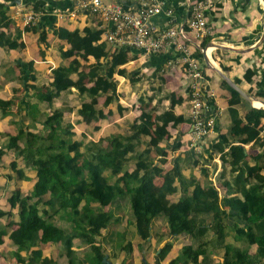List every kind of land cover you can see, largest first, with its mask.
Returning <instances> with one entry per match:
<instances>
[{"label":"trees","instance_id":"16d2710c","mask_svg":"<svg viewBox=\"0 0 264 264\" xmlns=\"http://www.w3.org/2000/svg\"><path fill=\"white\" fill-rule=\"evenodd\" d=\"M41 4L35 2L34 11L38 12ZM8 11L6 5L0 4V47L22 49L21 32L12 37L2 31L11 25ZM33 28L26 27L25 32ZM102 34V30L91 27L74 31L56 28L53 35L68 47L59 48L60 58L66 64L52 70L53 80L48 85H35L34 63L27 64L30 76L24 90L32 95L14 100L17 114L25 112L24 120L29 126L20 128L15 135L7 134L9 140L1 147L0 157L14 150L26 168L36 173L37 181L29 196L17 189L8 199L10 210L0 209V219H8L6 227L0 229V246L3 237L9 235L17 247L14 255L20 263L51 264L43 259L38 246L63 243L68 264H78L72 248L75 238H79L94 253L88 264H104V253L95 245L96 238L112 221V214L104 210L118 199H128L137 235L144 242L152 235L153 220L162 216L174 236L187 234L200 240L208 231L213 232L217 244L225 249L224 264H264V151L249 156L245 148L252 143L264 148V110L250 108L242 117L237 107L244 99L226 84L231 93V126L212 146L229 167L220 176L219 183L226 191L223 197L212 182L203 185L194 177H184L177 162L172 170H164L167 153L160 144L170 138V127L188 122L175 115L174 108L181 101L173 95L157 102L158 106L163 100L171 101L170 107L161 113L156 106L151 108L153 97L140 99L142 113L129 125L128 133L91 143L85 155L83 143L74 140V128L65 118L66 109L55 108V100L76 89L83 99L76 113L82 123L89 125L107 118L112 112L105 114L104 110L114 104L123 112L116 76L124 77L132 85L138 82L136 74L123 68L133 59L130 49L109 47L101 42ZM41 40L45 43L46 36L42 35ZM247 75L249 80L251 71ZM40 104H45L49 112L45 113ZM13 105V100H0L3 116L12 113ZM37 123L43 125L44 132L29 131ZM10 168L18 180L27 179L17 162L13 161ZM157 178H162L160 187H156ZM177 193L181 194L179 201H169ZM55 218L69 220L72 231L58 227L53 222ZM227 220L234 222L232 227H228ZM228 228L245 242L246 249L225 244ZM255 245L256 254L250 257L249 250ZM125 250L130 254L131 245L125 246ZM169 251L170 246L166 245L159 258L163 259ZM22 253L27 254L26 261ZM203 254L201 249L185 247L177 262L198 264Z\"/></svg>","mask_w":264,"mask_h":264},{"label":"crops","instance_id":"0c3cea01","mask_svg":"<svg viewBox=\"0 0 264 264\" xmlns=\"http://www.w3.org/2000/svg\"><path fill=\"white\" fill-rule=\"evenodd\" d=\"M159 1L164 5L161 14L152 20L154 27L165 30L172 25H181L186 22L190 13V7L186 0ZM207 1L209 9L206 15L209 33L199 41L203 51L193 46L191 58L200 64L210 95L204 117L214 118L215 128L208 137L200 141L194 139L190 117V81L184 69V55L174 47H169L160 54H145L141 50L130 49L133 59L123 68L130 74H136L135 79L138 82L132 85L124 77H115L119 82L118 95L119 104L123 108L122 113L118 109V105L114 104L104 110L105 114L109 111L112 112L107 118L89 125L82 123L76 112L83 99L79 97L76 89H72L71 93H63L55 100L54 107L66 109L65 118L74 128V140L85 144L83 141L86 136L91 140V143H98L109 136L122 135L121 129L127 130L128 133L129 125L142 113L140 99L153 97L155 100L151 108L156 106L158 113H161L170 107L171 101L163 100L158 106L157 102L166 95H173L181 101L174 108L175 115L185 118L188 122L175 128L170 127V138L160 144L161 150L167 153L164 170L166 172L172 170L177 162L184 177H194L203 185L206 182H212L218 188L220 196L223 197L226 191L219 181H221L220 176L228 172L229 167L222 163L221 155L215 153L212 148L231 126L229 115L231 93L227 85L230 88L231 86L223 79V76L227 77L251 99L248 102L243 98L244 102L237 107L242 117L250 108L264 110V5L262 0ZM35 2L42 3L39 11H42L43 14L40 16L38 24L33 26L31 31L25 32L27 27L25 16L30 11H34ZM0 4L8 7V16L11 20L9 29H2V31L12 37L21 32L19 43L24 45V48L18 50L0 47V99L6 102L14 97L22 98V94L25 95V98L32 95L28 90H24L30 76L27 71L28 63H34V76L37 78L35 85L50 84L53 80L52 70L66 64L60 58L59 48L64 46L66 50L68 47L53 35L56 28L74 31L91 27L100 30L104 26L98 17L80 14L74 18L56 14L55 11H64L71 6L68 0H21L20 5L15 4V0H0ZM168 10L173 11L172 18L166 15ZM42 35L46 36L45 43L41 40ZM248 71L252 73L249 80ZM161 79L164 81L163 84ZM237 80L240 81L239 84L236 82ZM103 102L104 98L100 100V105ZM43 107L46 105L40 104V108ZM24 118H26L25 112L8 116H3L0 112L2 147L8 143L7 134L15 135L20 128L29 126V122ZM262 123L264 124V120ZM40 124H36V130L29 131L44 132L43 125L40 126ZM92 133L94 138L91 136ZM245 148L249 156L258 155L264 151V148L259 145L254 146L253 143ZM1 158V163H3L2 165L0 163V166L6 167L5 170L9 169L10 172L6 173L7 179L1 178L0 172V191L8 189L13 192L18 189L23 196H29L37 181L36 173L30 169H27L29 171L24 170L26 166L16 156L14 150L6 151ZM13 161L17 162L18 169L24 171L26 180H18L15 172L8 167ZM155 184L156 187H160L162 178H157ZM180 195L177 193L168 199L172 203H177ZM105 212L112 214V221L107 229L101 231L102 236L96 238L95 245L102 249L104 257L107 256L111 264H190L183 261L177 262L185 247L204 251V254L199 257L198 264H224L225 262V249L217 244L215 235L211 231H208L200 240L187 234L174 236L169 232L166 218L159 216L152 222L151 237L144 242L137 235L135 219L128 199H118L113 205L107 207ZM55 220L66 231H72L69 220L64 221L58 218ZM208 224L210 226L211 223L208 222ZM233 224L234 222L227 220L228 227H232ZM8 237L9 235L7 239L3 237L0 249L6 248L7 254L14 255L17 247ZM73 243L72 251L75 253L78 264H88L94 255L90 246L79 238H75ZM128 244L131 245L130 254H127L125 250V246ZM225 244L240 250L246 249L245 242L238 240L234 231L229 228ZM166 245L170 246V251L163 259H160L159 255ZM38 248L43 252V259L51 261V264H68L63 243H50L40 245ZM256 251L257 246H252L249 256L253 257ZM21 255L26 261L27 254L22 253ZM13 264L24 263L15 261Z\"/></svg>","mask_w":264,"mask_h":264},{"label":"built area","instance_id":"2783aa9c","mask_svg":"<svg viewBox=\"0 0 264 264\" xmlns=\"http://www.w3.org/2000/svg\"><path fill=\"white\" fill-rule=\"evenodd\" d=\"M58 1V0H55ZM71 6L56 14L77 17L87 15L98 17L104 24L101 42L113 48L141 50L145 54H160L169 47H174L184 55V69L190 81V117L192 133L196 141L208 137L215 128L214 118H205L204 111L209 100V91L204 72L200 64L191 58V49L198 47L199 41L209 33L207 0H186L190 7L189 17L184 24L172 25L159 30L154 27L152 20L161 14L164 3L159 0H127L121 3L113 0L106 4L103 0H68ZM42 11H30L25 16L27 27L36 26ZM169 18L173 11H166ZM264 38V34H263ZM264 139V131L261 133Z\"/></svg>","mask_w":264,"mask_h":264},{"label":"rangeland","instance_id":"374dc122","mask_svg":"<svg viewBox=\"0 0 264 264\" xmlns=\"http://www.w3.org/2000/svg\"><path fill=\"white\" fill-rule=\"evenodd\" d=\"M104 1V3H106V4H109V3H111L112 1L111 0H103ZM263 4V3H262ZM264 5V4H263ZM24 95L22 94V97H23ZM19 97H14L12 100L14 101V105L12 106V108H11V110H12V113L11 114H16L17 113V110H18V107H17V102H16V100H14V99H18ZM1 100V99H0ZM2 101V100H1ZM77 101V100H76ZM5 102V101H4ZM79 102H80V100H79ZM82 102V101H81ZM80 102V103H81ZM137 103V102H136ZM42 110L43 111H45V113H48L47 112V107H43L42 108ZM14 111V112H13ZM0 112L1 113H3L1 110H0ZM20 119H21V117H19ZM26 119V118H25ZM42 124H40V126H41ZM37 128L35 127V129L34 130H36ZM94 130V129H93ZM120 132H121V134L122 135H126L127 134V130H120ZM91 136L94 138V135H93V133L91 134ZM85 140L83 141L85 144H83V148H82V152H84L85 153V155H87V148L91 145V140H89L88 139V137H86L85 136V138H84ZM0 146L2 147V143L0 142ZM1 157H0V163H1ZM18 160V159H17ZM3 163V162H2ZM2 163H1V165H2ZM11 166V164H9V166L8 167H10ZM6 169V167H2V166H0V172H1V175H2V177L1 178H6L7 179V172H10L9 171V169H8V171L7 170H5ZM28 168H24V170H27ZM27 171H29V170H27ZM17 177V176H16ZM15 191H13V192H11L10 190H8V189H2V191H0V209H3L4 211H9L10 209H9V205H8V199L11 197V195L14 193ZM106 209V208H105ZM105 211V210H104ZM58 227H60V225L59 224H57V222H55V221H53ZM8 223V219H0V229H4L5 227H6V224ZM16 227H14V229H15ZM11 230L10 229H8L7 230V232L9 233ZM8 236V235H7ZM7 236H5L4 238L5 239H7ZM9 238V237H8ZM10 241H11V239H10ZM12 242V241H11ZM12 244L14 245V243L12 242ZM15 246V245H14ZM2 249V250H1ZM0 249V255H2L1 257H0V264H8V263H15V261L17 262V263H20L17 259H16V257H15V255H13L12 253L9 255V254H7V250H6V248L4 249V248H1ZM9 253V252H8ZM6 255V257H4Z\"/></svg>","mask_w":264,"mask_h":264},{"label":"water","instance_id":"95a60500","mask_svg":"<svg viewBox=\"0 0 264 264\" xmlns=\"http://www.w3.org/2000/svg\"><path fill=\"white\" fill-rule=\"evenodd\" d=\"M116 1L121 2V3H124V4L127 2V0H116ZM20 2H21V0H15V4H17V5H20ZM262 2L264 4V0H262ZM223 79L225 81H227V83L231 86V88L234 91H236L242 98H244L248 102L251 101L250 97L246 93H244L239 87H237L234 83H232L227 77L223 76ZM103 263L104 264H111L108 261V257L107 256L104 257Z\"/></svg>","mask_w":264,"mask_h":264}]
</instances>
